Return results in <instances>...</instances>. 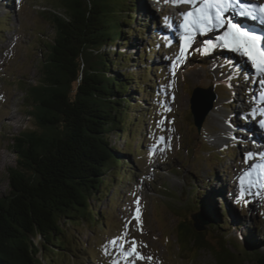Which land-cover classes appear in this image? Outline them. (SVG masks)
<instances>
[{"label":"rangeland","instance_id":"rangeland-1","mask_svg":"<svg viewBox=\"0 0 264 264\" xmlns=\"http://www.w3.org/2000/svg\"><path fill=\"white\" fill-rule=\"evenodd\" d=\"M137 2L133 33L127 43L119 42L124 62L111 67L148 79L139 83L138 91H133L132 84L125 95L132 108L127 121L137 123V128L131 123L121 135L117 131L108 135L109 147L125 158L124 172L104 198L90 200L103 217V226L83 221L62 224L75 249L51 256L54 264H113L116 260L119 264H217L214 252L222 244L233 253V243H223L209 231L207 220L193 208L189 209L191 222L199 225L201 218L206 220L203 237L210 249L183 252L184 244L179 241V247L177 241L176 226L180 214L186 216L188 193L194 191L192 195L198 197L203 189L218 193L210 202L211 211L215 216L224 214L231 235L239 239L258 224L259 235H264V176L258 175V169L253 175L250 172L257 156L264 153V145L262 150H252L254 145L234 134L233 127L249 126L253 135L258 132L264 140V73L257 72L238 52L206 48L209 40L219 43L223 32L218 28L203 35L195 33L185 57L177 61L183 44L178 15L186 4ZM59 8L57 0H0V196L8 194V169L16 166L13 139L33 128L22 104V87L35 86L41 78L40 59L45 44L53 38L52 18L63 14ZM171 21L177 29L167 35ZM108 50L113 60L114 47ZM196 87L211 88L216 94L200 131L190 113ZM117 238H121L117 246L109 244ZM132 240L145 259L121 255L119 245L128 249ZM37 258L46 264L41 253Z\"/></svg>","mask_w":264,"mask_h":264},{"label":"trees","instance_id":"trees-1","mask_svg":"<svg viewBox=\"0 0 264 264\" xmlns=\"http://www.w3.org/2000/svg\"><path fill=\"white\" fill-rule=\"evenodd\" d=\"M57 4L63 14L52 18L53 38L40 59L41 78L35 86L22 87V104L33 128L11 144L16 166L8 169V194L0 196V264H42L39 253L46 264H54L51 256L75 249L63 223L103 226V217L90 200L104 198L113 181L121 179L125 165V158L109 147L108 135L114 131L121 135L131 123L133 129L138 126L127 121L132 108L125 95L132 84L138 91L139 83L148 79L111 68L124 62L119 42L127 43L133 33L137 0H57ZM198 193V197L188 193L186 216L180 214L176 226L178 244H184L180 249H210L204 233L192 228L189 209L193 208L207 220L209 231L223 243H233V253L222 244L214 252L217 264H264L259 224L238 239L230 234L222 212L212 214L210 202L218 193L206 189Z\"/></svg>","mask_w":264,"mask_h":264},{"label":"snow or ice","instance_id":"snow-or-ice-1","mask_svg":"<svg viewBox=\"0 0 264 264\" xmlns=\"http://www.w3.org/2000/svg\"><path fill=\"white\" fill-rule=\"evenodd\" d=\"M171 2L177 5H191V10L182 14L183 22L180 24V28L183 29L181 38L183 44L180 55L176 58L177 61L185 57V50L191 46L195 33L199 32L203 35L219 28L225 29L223 34L218 37L219 43L209 40L206 42V48L221 47L238 52L251 62L252 67L257 72L264 73V46H262L264 37L239 23L233 22V19L226 15L232 12L241 17L250 18L252 21L264 23V4H244L242 0H171ZM198 51L202 55L207 54L206 50L198 49ZM261 123L264 124V121ZM256 167L261 170V173H264V164L256 165ZM137 203L139 202L137 201ZM137 213H139V208H137ZM135 219L139 221V215ZM118 239L121 238L109 241V244L113 247L117 246ZM130 245L128 249H124L123 244L119 245L121 255L125 258L145 259L139 251L137 241L132 240ZM147 259L151 260L152 258L147 257ZM113 264H119V260L113 261Z\"/></svg>","mask_w":264,"mask_h":264},{"label":"water","instance_id":"water-1","mask_svg":"<svg viewBox=\"0 0 264 264\" xmlns=\"http://www.w3.org/2000/svg\"><path fill=\"white\" fill-rule=\"evenodd\" d=\"M215 100H216V94L212 91L211 88L203 89L196 87L192 90L190 97V113L193 118V124L196 127L197 131H200V129L202 128L205 119L207 118V116L214 107ZM201 220L202 223L199 225L194 224V222H192V228L194 231L204 232V224L206 220H204L203 218H201ZM220 247L221 245L218 247V249Z\"/></svg>","mask_w":264,"mask_h":264},{"label":"bare ground","instance_id":"bare-ground-1","mask_svg":"<svg viewBox=\"0 0 264 264\" xmlns=\"http://www.w3.org/2000/svg\"><path fill=\"white\" fill-rule=\"evenodd\" d=\"M232 19H233V22L239 23L238 20H236V18L232 17ZM250 21H251L250 23L247 22V24L249 26V29L252 30V31H254L257 35H260V36L264 37V23H261L260 21H252V20H250ZM241 23L242 22H240V24ZM176 29H175V24L173 23V21H171V23L168 24V27L166 28L165 31L169 33L167 35H171V34H174L175 33ZM218 30H219V28H218ZM219 31L224 32L225 29H220ZM262 46H264V41H262ZM261 90L262 89H259L258 90L259 91V94L261 93ZM262 118L264 119L263 116H262ZM235 126L236 125L233 126L234 127V130H236V132L234 134L245 136L248 139L247 140V143H251L252 145H254L255 149L254 148L252 149V148L248 147L250 150L251 149L252 150H257V149L262 150L261 147L264 145V140L263 139L261 140V137L259 136V133L258 132L257 133H254V135H253V132L254 131L251 130V129H249L248 128L249 126H244V127H239V128H237ZM248 136H250V138H248ZM262 156H264V155L263 154L260 155V157H262ZM256 160L258 161V159H256ZM260 160H261L260 161L261 163L264 162V157L263 158H260ZM253 164H254V162H253ZM250 169H251L250 170L251 175H253L255 173V171H256L255 170V166L252 165V167H250Z\"/></svg>","mask_w":264,"mask_h":264}]
</instances>
